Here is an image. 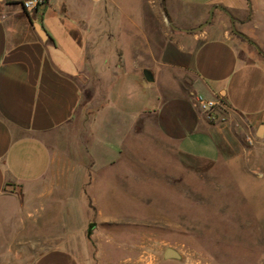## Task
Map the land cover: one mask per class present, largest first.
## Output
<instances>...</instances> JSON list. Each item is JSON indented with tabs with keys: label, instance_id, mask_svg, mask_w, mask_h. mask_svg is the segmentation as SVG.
<instances>
[{
	"label": "crops",
	"instance_id": "obj_1",
	"mask_svg": "<svg viewBox=\"0 0 264 264\" xmlns=\"http://www.w3.org/2000/svg\"><path fill=\"white\" fill-rule=\"evenodd\" d=\"M22 1L0 0V224L8 214L16 226L9 241L14 247L7 252L17 254L15 258L31 260L30 264H94L88 237L92 216L80 218V200L68 196L74 187L77 195L90 197L85 201L92 211L98 210L96 200L90 196L97 174L114 169L127 158L123 155L124 140L130 134L139 138L145 129L157 124L155 113L143 98L135 95L134 102L127 105L123 102L127 99L125 90L116 89L119 80L127 85L150 69L136 60L130 63L123 58L105 59L101 47L93 50V64L100 74L108 71L110 82L106 96L101 98L103 102L94 112L88 139L81 141L80 149L74 147L71 155L68 141L64 142L60 133L77 114L81 85L90 64L87 27L80 21L93 16L96 34L105 36L117 33V19L102 10L92 15H75L70 11L76 2L72 0H46L31 10L24 9ZM85 1L95 4L103 0ZM149 2L140 0L141 4ZM168 4L178 28L196 27L206 19L210 7L222 5L231 13L235 27L253 43L230 33L231 19L220 9H214L212 18L218 19L222 30H179L185 35L176 50L178 57L161 64L169 68L173 79L175 71L180 74L178 78L185 77V85L177 82L176 87L190 121L184 115L181 126L189 123L188 131H194L201 122L219 157L211 127L194 109L189 96L191 91L200 93L220 100L238 118L243 131L254 135L256 148L263 151L264 60L256 55L264 56V0H168ZM178 7L193 15L194 23L180 22L173 13ZM226 22L228 29L224 28ZM150 73L151 81L144 78L153 82L156 74ZM164 98L160 118L170 103L168 97ZM117 115L122 116L119 125L124 128L118 153L100 155L92 142L93 135L97 137L94 123H103L106 116L105 121L111 124ZM162 131L167 151L177 153L180 164L183 154L202 162H215L182 150L181 135L175 130L163 127ZM72 176L77 178L74 183ZM53 213L60 214L57 228Z\"/></svg>",
	"mask_w": 264,
	"mask_h": 264
},
{
	"label": "rangeland",
	"instance_id": "obj_2",
	"mask_svg": "<svg viewBox=\"0 0 264 264\" xmlns=\"http://www.w3.org/2000/svg\"><path fill=\"white\" fill-rule=\"evenodd\" d=\"M72 1L76 2L70 11L75 15H92L100 10L111 13L117 19L118 30L99 36L93 16L80 21L87 27L90 64L81 85L77 114L60 133L62 140L68 141L71 155L74 147L80 149L81 141L88 139L94 112L103 102L101 98L106 96L110 82L108 71L100 74L92 62L95 48L101 47L105 59L123 58L130 63L136 60L156 74L153 82L141 75L127 85L124 80L116 84V89L126 92L125 104H132L135 95L143 98L155 113L157 124L145 129L139 138L130 134L124 140L123 155L127 158L114 169L97 174L90 196L96 200L98 210L92 211L85 201L90 197L77 195L74 187L68 196L80 200V218L92 216L88 237L94 264H264V150L256 148L254 135L245 133L238 118L223 104L216 107L214 118L209 117L196 103V92L191 91L189 96L194 109L211 127L219 157L201 122L194 131H188L189 123L181 126L184 115L190 121L176 87L177 82L185 85V77L178 78L180 74L174 70L175 81L169 68L161 64L176 60V50L185 35L169 24L174 25V21L168 0L142 4L140 0H116V4L112 0L95 4ZM173 13L183 24L194 23V16L180 7L174 8ZM106 22L109 24L110 20ZM218 22L212 18L202 29L187 33L213 28L220 31L223 26ZM228 26L226 22L224 28ZM256 56L264 60L263 55ZM164 97L170 103L160 118ZM121 118L117 115L109 124L103 116V123H94L97 137L93 135L92 142L100 155L118 153L124 130L119 125ZM163 127L181 135V149L186 153L215 162H202L183 154L180 164L177 153L166 149ZM70 180L74 183L77 178L72 176ZM58 215L53 213L55 228ZM13 224L8 214L0 224V264H30L31 260L18 259L14 256L17 254L7 252L14 247L9 244L15 233ZM168 247L176 249L180 258H165Z\"/></svg>",
	"mask_w": 264,
	"mask_h": 264
},
{
	"label": "water",
	"instance_id": "obj_3",
	"mask_svg": "<svg viewBox=\"0 0 264 264\" xmlns=\"http://www.w3.org/2000/svg\"><path fill=\"white\" fill-rule=\"evenodd\" d=\"M214 9H220V10L224 11L230 17L231 22L233 24L234 19H233L231 13L229 12V10H227L224 6L219 5V4H215L212 7H210L206 19L202 23H200L199 25H197L196 27H192V28H178L175 25H173L171 22L169 24L174 29L183 30V31H196V30H200V29H202L203 27H205L206 25L209 24V22L211 21V19L213 17V11H214ZM143 73H144V76H145V78L147 80H150L151 81L153 79V77H152V75H151V73H150L149 70H144ZM260 133L261 132H259V134ZM88 232H90V230ZM164 257L165 258H175V259H179L180 258V253L176 249L171 248V247H168L165 250Z\"/></svg>",
	"mask_w": 264,
	"mask_h": 264
},
{
	"label": "built area",
	"instance_id": "obj_4",
	"mask_svg": "<svg viewBox=\"0 0 264 264\" xmlns=\"http://www.w3.org/2000/svg\"><path fill=\"white\" fill-rule=\"evenodd\" d=\"M45 2V0H24L22 1V6L26 10H31L35 7L44 5ZM195 99L200 109L206 111L208 116L212 118H214L216 107L222 105L220 100L208 98L200 93L196 95ZM249 138L250 137H248V139Z\"/></svg>",
	"mask_w": 264,
	"mask_h": 264
},
{
	"label": "flooded vegetation",
	"instance_id": "obj_5",
	"mask_svg": "<svg viewBox=\"0 0 264 264\" xmlns=\"http://www.w3.org/2000/svg\"><path fill=\"white\" fill-rule=\"evenodd\" d=\"M230 33L240 37L241 39H245L247 40L249 43L253 44L252 41L246 36L244 35V33H242L238 28L235 27L234 24H232V26L229 29Z\"/></svg>",
	"mask_w": 264,
	"mask_h": 264
},
{
	"label": "trees",
	"instance_id": "obj_6",
	"mask_svg": "<svg viewBox=\"0 0 264 264\" xmlns=\"http://www.w3.org/2000/svg\"><path fill=\"white\" fill-rule=\"evenodd\" d=\"M46 1V0H45Z\"/></svg>",
	"mask_w": 264,
	"mask_h": 264
}]
</instances>
